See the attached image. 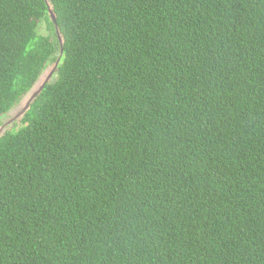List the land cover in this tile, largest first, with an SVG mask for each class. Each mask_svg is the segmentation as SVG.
<instances>
[{
	"label": "trees",
	"instance_id": "1",
	"mask_svg": "<svg viewBox=\"0 0 264 264\" xmlns=\"http://www.w3.org/2000/svg\"><path fill=\"white\" fill-rule=\"evenodd\" d=\"M43 84L0 264H264V0H0V118Z\"/></svg>",
	"mask_w": 264,
	"mask_h": 264
},
{
	"label": "rangeland",
	"instance_id": "2",
	"mask_svg": "<svg viewBox=\"0 0 264 264\" xmlns=\"http://www.w3.org/2000/svg\"><path fill=\"white\" fill-rule=\"evenodd\" d=\"M39 30L43 34L48 33L47 26L44 22L40 24ZM54 66H55V62L50 63V65L47 66V68L41 74L40 79H39L38 83L36 84L34 90H36L45 80H47V78L50 76V74L54 71ZM29 96H30V94H29ZM29 96L26 95L24 98H22V100L20 101V103L18 105H16L11 111H9L7 114L3 115L0 118V129H2L4 131L7 129H10L12 126L19 123L20 112L25 107V105L29 99Z\"/></svg>",
	"mask_w": 264,
	"mask_h": 264
},
{
	"label": "water",
	"instance_id": "3",
	"mask_svg": "<svg viewBox=\"0 0 264 264\" xmlns=\"http://www.w3.org/2000/svg\"><path fill=\"white\" fill-rule=\"evenodd\" d=\"M51 14H52L53 19L55 20L56 17H55V14L53 13V11H51ZM52 74L53 73L50 74V76L47 78V80H49L51 78ZM47 80H45V81H47ZM43 87H44V84L37 91L34 92L31 99L27 102L25 108L20 112V116L23 115L25 111H27V109L30 106L32 99L35 98L40 93V91L42 90Z\"/></svg>",
	"mask_w": 264,
	"mask_h": 264
}]
</instances>
